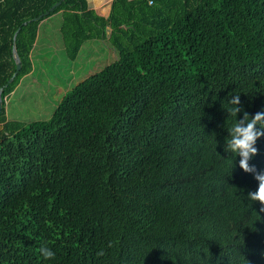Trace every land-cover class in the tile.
I'll return each mask as SVG.
<instances>
[{"label":"trees","instance_id":"trees-1","mask_svg":"<svg viewBox=\"0 0 264 264\" xmlns=\"http://www.w3.org/2000/svg\"><path fill=\"white\" fill-rule=\"evenodd\" d=\"M58 1L0 0V264H264V205L224 151L221 107L236 93L264 110V0H110L107 16L63 0L43 15ZM55 14L69 60L91 39L117 59L49 119L8 120ZM255 147L248 163L264 171V136Z\"/></svg>","mask_w":264,"mask_h":264},{"label":"rangeland","instance_id":"rangeland-1","mask_svg":"<svg viewBox=\"0 0 264 264\" xmlns=\"http://www.w3.org/2000/svg\"><path fill=\"white\" fill-rule=\"evenodd\" d=\"M104 2L98 1L99 5L92 8L107 16L110 1ZM60 27V14L47 18L39 26L38 40L32 51L33 71L22 78L5 102L8 120L30 123L49 119L67 92L116 61L114 48L109 41L101 39L83 42L76 58L69 60Z\"/></svg>","mask_w":264,"mask_h":264},{"label":"clouds","instance_id":"clouds-1","mask_svg":"<svg viewBox=\"0 0 264 264\" xmlns=\"http://www.w3.org/2000/svg\"><path fill=\"white\" fill-rule=\"evenodd\" d=\"M222 108L233 119L226 128L227 136L224 137L223 148L239 157V167L244 172L252 173L257 181L255 191H248L246 197L250 201H259L264 205V171H257L255 166H250L248 161L257 153L255 147L259 137L264 136V110L250 115L240 105V94L233 93L226 100H222ZM242 113L239 118L237 114ZM264 211V207L261 209ZM39 258L49 260L55 257L53 249L41 244L38 248ZM97 255H102L100 250Z\"/></svg>","mask_w":264,"mask_h":264},{"label":"water","instance_id":"water-1","mask_svg":"<svg viewBox=\"0 0 264 264\" xmlns=\"http://www.w3.org/2000/svg\"><path fill=\"white\" fill-rule=\"evenodd\" d=\"M62 1H63V0H59L58 2H56L55 4H53V5L49 8V10L46 11L43 15H47L49 12L53 11L56 7H58V6L61 4ZM43 15H40V16H38V17H36V18H33V19L28 20V21H26V22H23V23L21 24V26H24V25H26L27 23H29V22H31V21H37V20H39L40 18H42ZM19 30H20V27L15 31V33H14V35H13L12 55H13V59H14V62H15V66H16V67H15V71H14V73L12 74L11 78L8 80V83H10V82L13 81L14 77L17 75V73H18V72L20 71V69H21V61H20V59H19V56H18V54H17L16 47H15V40H16V36H17V33L19 32ZM2 90H3V88H0V112H1V110H2V98H1Z\"/></svg>","mask_w":264,"mask_h":264},{"label":"crops","instance_id":"crops-1","mask_svg":"<svg viewBox=\"0 0 264 264\" xmlns=\"http://www.w3.org/2000/svg\"><path fill=\"white\" fill-rule=\"evenodd\" d=\"M92 1H93V3H91V4L88 2V6H89L90 8H92V6H94V5H95V6H98V5H99V3H98L99 0H92ZM109 1H110V0H109ZM105 2H106V0H105ZM105 2H104V3H105ZM100 4H101V2H100ZM90 5H91V6H90ZM93 8H94V7H93ZM93 8H92V9H93ZM109 9H110V5H109Z\"/></svg>","mask_w":264,"mask_h":264},{"label":"built area","instance_id":"built-area-1","mask_svg":"<svg viewBox=\"0 0 264 264\" xmlns=\"http://www.w3.org/2000/svg\"><path fill=\"white\" fill-rule=\"evenodd\" d=\"M149 4H151V1H149Z\"/></svg>","mask_w":264,"mask_h":264}]
</instances>
